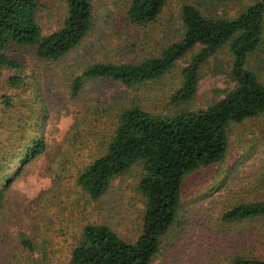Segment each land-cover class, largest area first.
<instances>
[{"label": "rangeland", "instance_id": "374dc122", "mask_svg": "<svg viewBox=\"0 0 264 264\" xmlns=\"http://www.w3.org/2000/svg\"><path fill=\"white\" fill-rule=\"evenodd\" d=\"M40 1L39 24L49 34L61 26L65 2ZM256 1L166 0L153 22L138 25L127 18L131 0H91L90 30L65 56L50 61L30 47L7 49L6 55L20 66L16 71L0 69V169L10 179L0 201V264H70L71 250L87 224H107L124 240L135 241L144 211L137 189L140 164L115 177L96 200L77 184V176L103 152L120 109L136 105L168 116L204 109L232 91L230 42L202 64L197 91L186 103H173L171 95L199 46L160 78L136 85L84 79L72 95L71 79L88 64L158 56L182 38L184 4L207 17L235 18ZM247 69L264 85V43L249 57ZM12 75L21 77L18 86L8 84ZM227 138L221 161L185 175L176 220L161 236L152 264H230L238 256L264 259V218L222 219L238 204L264 201V113L230 123ZM35 140L43 141L42 152L28 161L17 158Z\"/></svg>", "mask_w": 264, "mask_h": 264}, {"label": "trees", "instance_id": "16d2710c", "mask_svg": "<svg viewBox=\"0 0 264 264\" xmlns=\"http://www.w3.org/2000/svg\"><path fill=\"white\" fill-rule=\"evenodd\" d=\"M64 2L66 14L61 26L44 34L39 24L40 0H0V69L18 70V60L6 55L13 45L33 48L36 56L54 61L84 39L92 24L91 0ZM165 2L131 0L127 18L138 25L151 23ZM180 15L182 38L165 47L158 56L132 63L88 64L71 79V94L79 92L84 79L107 78L126 86L158 79L199 46L181 71L180 87L171 95L173 103H186L197 91L202 64L227 42L235 88L214 104L196 111L160 116L136 105L119 110L116 127L104 142L103 152L79 172L76 182L88 197L96 200L115 177L140 164L137 189L144 198L141 231L130 242L107 224H87L71 250L70 264H152L161 236L176 220L185 175L225 157L230 123L264 113V85L247 69L249 57L264 43V0L247 6L235 18L207 17L191 4H184ZM7 82L18 86L21 77L9 76ZM42 150L43 141L35 140L17 158L28 161ZM4 174L0 169V201L10 183L9 176ZM255 217L264 218V201L241 203L222 215L228 222ZM230 264H264V259L238 256Z\"/></svg>", "mask_w": 264, "mask_h": 264}]
</instances>
